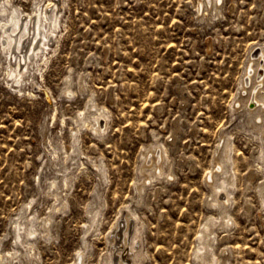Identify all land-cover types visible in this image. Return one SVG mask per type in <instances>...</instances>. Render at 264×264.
<instances>
[{
  "label": "rangeland",
  "instance_id": "obj_1",
  "mask_svg": "<svg viewBox=\"0 0 264 264\" xmlns=\"http://www.w3.org/2000/svg\"><path fill=\"white\" fill-rule=\"evenodd\" d=\"M209 1L57 0L48 57L19 82L0 47V264H73L80 250L84 264H105L125 212L134 214L128 235L140 227L139 264H195L197 236L210 219L214 264H264L260 129L236 101L248 59L264 48V0ZM47 2L0 6L26 18ZM1 30L0 23V43ZM68 76L72 94L62 92ZM88 99L91 110L107 112L98 137L78 118ZM226 136L232 164L222 176L234 182L223 213L206 176ZM151 146L154 155L163 151L162 173L149 168L140 190L141 153ZM53 206L60 209L48 235L16 238L23 207V221L34 215L39 229Z\"/></svg>",
  "mask_w": 264,
  "mask_h": 264
},
{
  "label": "bare ground",
  "instance_id": "obj_2",
  "mask_svg": "<svg viewBox=\"0 0 264 264\" xmlns=\"http://www.w3.org/2000/svg\"><path fill=\"white\" fill-rule=\"evenodd\" d=\"M209 2L210 1L208 0V3ZM202 6L203 3L201 4V8ZM48 7L50 8L49 10H47ZM44 8L45 9L43 11L36 9L33 12L34 13L33 17L32 15H29L26 18H24L21 11L18 8L11 7V9L8 11L5 5L0 6L1 14L3 13L5 14L8 11L7 12L8 15L4 17V19L0 22L2 29L0 47L8 54L12 67V74L14 75L13 78L17 82L20 81L22 74L32 63L34 62L37 63L40 57L41 59L39 60L44 59V58L42 59V57H44L45 55L44 50L46 49V46H48V42H49L48 39L50 40L51 36L54 35V34L52 35V33H54V31L56 30L55 28H57L59 25L61 8L57 0L52 3L50 0V3ZM46 29L48 30L47 32H45ZM258 68L262 69L260 70L262 71V74H259V72H257ZM244 71L246 77L245 80L242 82V86H241V90H244V92L243 94H240L239 98L236 100L237 107L238 108L241 106L245 107L246 116L252 117V121H251L252 125L256 126V129L257 127L260 129L262 148L260 150L261 152L258 159H260L262 161L261 164L264 165V126H263L264 125V93H263L264 92V48H260L256 54H251V57L248 59L247 66ZM69 81H70V76L67 77L64 83V87L62 88V92L64 94H72V90L68 86ZM260 86H262L261 90H260ZM39 90L41 92L46 90L48 94V99H46V102L52 104L51 102L52 97L50 95L49 90L43 87H40ZM89 101L90 100L88 99V103L86 104L87 106L86 111L85 109L79 111L78 118L80 120V125L81 124L88 125L98 137L100 136V134L104 133L105 129L107 128L106 122L103 123L104 121H106L105 119L107 117L106 116L107 112L104 111V109L100 110L97 107L94 109V111L91 110L92 109L91 107H94L95 104H93L91 101H90L91 103H89ZM88 117L92 118V122L89 124L87 123ZM231 144L232 143L226 136V138H224V140L222 141L221 145L217 147L216 155L213 158V166L211 169L208 170L209 172L206 176L207 177L206 181H208L209 183L208 185L211 187L212 192L216 194L214 204L216 205L220 204L222 207L220 205L219 206L222 208L223 213H225V206L230 200L229 197L230 192L228 191L227 187L233 185L234 182L233 181L234 176L232 177V175L228 179H225L223 177L224 176L223 174L228 173L229 170L228 167L230 166V164H232V162L230 161L231 151H232ZM141 155L143 156L142 164L140 167L142 178L140 177L141 178L140 179L141 182L139 181L140 184L138 183L139 185L138 186L136 185L137 188L140 190H142L147 183L149 184L152 178V176L148 175L149 168L153 167L154 169L153 173L155 175H160L162 173V162H163L162 160L164 158V154L162 150H160L159 152L156 153V155H154L152 146L142 151ZM98 165H96V169H98L102 175H105L103 162L100 161V165H101L100 168L98 167ZM215 177L216 179H218V181L215 179ZM52 185H54V182L51 184V186ZM220 191H224L225 194L219 198L217 194ZM64 206H66V202L63 201L61 203V207ZM26 209L27 207H23L19 213L17 220L14 221V226L16 229V238L22 240L25 237H30V236L35 237L39 230L42 231L39 232L43 233V235L45 236L48 235L50 232V221L53 214L52 212L53 210L56 211V209L58 210L60 208L58 206L54 207L53 209L51 208L52 210H50L47 217L43 219L42 224H40L39 226L40 227L39 229L36 227L34 215H32V217L27 219L25 222L23 221L24 219L27 218L25 214ZM93 212L94 213L92 214V218H91V226L92 224L94 225V223L96 222V217L98 216V210H95ZM131 216L133 217L134 214L133 215L128 214L127 212L123 214L122 218H123L124 226L122 228H120L119 226V221H117L114 224L110 236L111 252L106 257L104 262L105 264H129L128 263L129 261L131 262V264H139L142 261L143 255L142 252L140 251V245H139L140 237H141L140 227H138L139 224L133 225V231H131L132 234L131 236L128 235ZM224 216L225 215L223 214L221 217L223 218ZM213 224H215V222L210 219V221L203 223V226L199 231V234L197 236L198 244L193 255L195 259L194 261L195 264H214L216 262L214 255L213 254L211 255V253L209 255L210 252L209 249L211 247V242H212L211 239H213L210 238V234L211 232H213L211 231L212 230L211 226ZM21 230H23L22 232L23 234L20 233ZM118 231L121 232V240L118 239L117 237ZM125 250H127V255L123 254ZM124 257L126 258L128 257V259H125ZM114 259H116V261ZM7 263H9L8 260L5 261V264ZM11 264H23V263L16 261L15 263H11ZM26 264H31V262L27 261ZM73 264H84L83 251L81 250L78 251L77 257L73 262Z\"/></svg>",
  "mask_w": 264,
  "mask_h": 264
},
{
  "label": "water",
  "instance_id": "obj_3",
  "mask_svg": "<svg viewBox=\"0 0 264 264\" xmlns=\"http://www.w3.org/2000/svg\"><path fill=\"white\" fill-rule=\"evenodd\" d=\"M42 93H43V95H44V99H45V100L48 99V94H47L46 90H44Z\"/></svg>",
  "mask_w": 264,
  "mask_h": 264
}]
</instances>
